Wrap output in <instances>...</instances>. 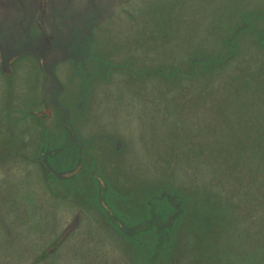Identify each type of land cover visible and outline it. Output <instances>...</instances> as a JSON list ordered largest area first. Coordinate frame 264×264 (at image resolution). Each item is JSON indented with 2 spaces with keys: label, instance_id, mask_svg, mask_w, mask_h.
<instances>
[{
  "label": "rangeland",
  "instance_id": "374dc122",
  "mask_svg": "<svg viewBox=\"0 0 264 264\" xmlns=\"http://www.w3.org/2000/svg\"><path fill=\"white\" fill-rule=\"evenodd\" d=\"M256 42L264 56V0H0V264L25 248L36 256L26 196L46 214V243L77 224L78 254L69 244L51 264L78 255L79 264H264V60L252 89L258 134L239 162L187 152L210 106L187 95L162 96L159 111L151 105L153 91L168 86L154 77L189 67L179 48L214 58L219 75L233 69L236 51L253 77L245 43ZM204 74L212 76L198 65ZM220 76L212 84L235 80L236 92L219 115L248 89L251 116L249 84ZM197 87L213 100L205 125L213 130L218 99Z\"/></svg>",
  "mask_w": 264,
  "mask_h": 264
},
{
  "label": "trees",
  "instance_id": "16d2710c",
  "mask_svg": "<svg viewBox=\"0 0 264 264\" xmlns=\"http://www.w3.org/2000/svg\"><path fill=\"white\" fill-rule=\"evenodd\" d=\"M238 33L239 31L236 30L229 40L234 38V36L236 37ZM257 39L258 38H256V41ZM230 49L231 51L239 50L237 47H231ZM245 49H246L245 57H247V59L249 60L247 63L248 64L250 63V68L251 70H253L252 71L253 77H250L249 72H245V76L242 74L240 68L242 66V62H244L243 60L244 56L240 55L238 57L236 51H235V57L233 52L230 57V60L233 61L235 64L233 66V69L228 71L225 68L223 69V72H221V74L224 73V75L227 77L235 76V79L237 80L238 78H242L241 80L243 81L242 82L240 81V83H242L243 89L245 88V84L248 83L249 85L247 87L249 88L251 87L252 90L258 88L259 80L257 78L258 77L257 72L258 70H260L259 66L261 64V61L264 60V56L262 55L261 52L262 49L260 48L259 42L245 43ZM153 52H158L157 48ZM176 55L175 56L177 59H179L180 57L185 58L189 67L187 66L188 69H181L175 66L164 68L163 70H161L160 75L154 77L157 79L163 78L164 80H166V82H168V86L165 85V87H160L157 88V91H153V93L151 94L152 107L154 108V110L156 109V111H159V106L162 104V100H163L161 99V97L162 96L166 97L167 95H177L176 97L177 100L180 99L179 96L187 95L188 97H192V98L194 97V101H196L199 104V106L201 105V103L204 104L205 106L207 105L210 106L209 108H205L207 110L206 114L205 112H203L201 115V117L206 116L207 118L210 119L204 121L203 128L198 126V129H196V131L197 130L199 131V135L195 138L193 144L189 143L191 146L189 148H186L187 152L190 153V156L192 155L193 158L196 159L199 158V160H203V161L212 158L220 161V163L221 160L223 159L225 161L232 160L239 162L241 160L239 159V156L243 153L244 150V143H247L249 141L251 142L258 134V131L254 127L255 117L258 116L257 110L255 108L257 106V102L253 100V98H255L256 96V92H253V90L251 92V94H253L252 99H250L249 111L251 112V116L248 117L245 111L243 110V107L245 108L246 101L247 98L249 97V91H250L246 89L245 97L243 93L242 95L233 98V100L236 102L237 107L235 110L229 111L230 113L228 115H224V119H223L222 118L223 114L219 115V112H221L220 109L224 105H226V103L230 104L228 100L232 97L233 95L232 93L236 92L233 91V84L236 85L235 80L234 81L229 80L223 82V80L221 79L220 82L217 84V86H215L212 84V81H210V79L213 78V76L218 77L221 74L220 75L218 74L220 72V69H217L218 66L214 64V58L213 59L207 57L205 58L202 57L200 59L193 57L191 58V54L189 55L187 48H179V50H177ZM198 65L203 68L204 72H207L212 76H207L206 74H204L203 76L198 77L197 76ZM179 70H183L184 73L186 74L185 76H182L185 79V81H183L184 83H181L180 79H176V77L179 76V74H181ZM154 78L152 80H155ZM175 83H179L181 85L179 86L174 85ZM197 84L203 85V87H201V90L202 88L206 89V91L214 90V92H216L215 90H219L216 92V95H214V92L212 93L214 100L217 98L219 102L217 105V112L215 118H217V116L219 115V117H221L222 120L218 119L219 121L217 122L215 121V119L213 120V123L216 122L213 130L208 126H205L208 125L210 122H212L213 114H211L212 113L211 111L213 110L211 105L213 103V100L211 99V103L207 102L208 99H210L208 94L203 95V98L199 96L198 94H200V92H198ZM170 85H173L172 89L169 88ZM220 91H223L222 95L219 94ZM193 93L194 95L191 96ZM138 103L142 108L144 103L143 99L138 101ZM175 103H177V101ZM167 104L169 105L170 103L167 102ZM173 106L174 107H172L171 110L175 111L174 110L175 105ZM177 108L178 110L180 108L179 101ZM171 120L173 121L175 120L173 116L170 119H167V123L170 124ZM217 136H222L223 138L217 142L214 141L215 142L214 146H207V143L215 140ZM25 201H26L25 206H22V210L25 214H27V217L25 216L26 218L25 220L27 223L26 227L28 230H30L32 236V244H33L32 249L34 248V246H36V250H34L36 251L35 253L36 256L35 258H33L34 256L33 252L31 251L30 253L27 250V248H25V252L23 253L21 252L16 253L15 251H12L10 255H8V258H6V264H51L52 262L51 258H53L51 255L56 250L63 251L64 248L69 246V244L70 246L68 247V251L70 250V253H72L71 251H73L75 255L78 254L76 250L78 249L79 245L78 244L73 245L72 241H70L73 240L74 238H77L79 235L78 230L74 232L71 231L77 228V224L73 221L70 227H67L64 230H60L59 234L52 240L51 243H46L44 241V235L42 231V228L45 225V222L47 221L46 214L42 206L39 203H37V201L32 200L31 197L26 196ZM100 201H101L100 204L103 207V209L106 210L111 216H114V214H112V211L106 205L104 199L101 198ZM151 223H154L153 219L148 223L149 225L147 226L150 227ZM117 224L120 227H122L123 225L121 221L117 222ZM169 224L170 222H168V224L165 225V227L159 231V234L162 233L163 235L167 234ZM148 229L146 228L145 230ZM88 234L86 236V240L87 238L90 239V237H88L89 236ZM163 238H164L163 236L160 238L161 242L159 245L162 244ZM2 246L3 244L0 245V250L2 249ZM40 255L43 256L42 261H39ZM11 256H14V258ZM80 256L78 255V260H77V256L76 258H73L74 257L73 255L72 262L70 263L79 264V262H83V258ZM67 260H70L69 256L66 258V264H68ZM105 260L108 261V259ZM154 260L155 261L153 262V264H157L158 259L154 258Z\"/></svg>",
  "mask_w": 264,
  "mask_h": 264
}]
</instances>
